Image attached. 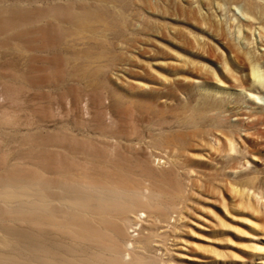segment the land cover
I'll list each match as a JSON object with an SVG mask.
<instances>
[{
	"label": "rangeland",
	"instance_id": "obj_1",
	"mask_svg": "<svg viewBox=\"0 0 264 264\" xmlns=\"http://www.w3.org/2000/svg\"><path fill=\"white\" fill-rule=\"evenodd\" d=\"M6 232L23 264H264V0H0Z\"/></svg>",
	"mask_w": 264,
	"mask_h": 264
},
{
	"label": "bare ground",
	"instance_id": "obj_2",
	"mask_svg": "<svg viewBox=\"0 0 264 264\" xmlns=\"http://www.w3.org/2000/svg\"><path fill=\"white\" fill-rule=\"evenodd\" d=\"M37 204H39V206L36 207L35 211L36 212L39 211V212L44 213L45 212V209H46L44 207L45 206V203L39 202ZM5 229L6 228H4V230ZM8 233L9 232H6V234H3V235L0 234V248L3 251V254H0V264H23L21 262V260L18 258V255H17V251H18V249L21 248L22 245L20 243L17 244L16 242H13V241L9 240L8 237H7ZM39 233H37V236H38L37 238H38V240H42V238L40 237ZM11 235H12V233H11ZM33 239H34V241L37 240L36 238H33ZM43 242H45V241L43 240ZM86 244H89L90 247L94 248V250L96 249V246H98V245H96L95 242L94 243L93 242H90V243H86ZM28 245H29V247L32 248V250H34V253H36L37 255H41V254L44 255V257L42 258V260L44 261L45 264H55L53 262V259L49 256V254L52 251H51V249L48 246H45V244H39L38 242H34V243L28 244ZM5 252L7 254H5ZM94 254H96L95 256L98 259V257H97L98 256L97 255L98 253L97 252H94ZM63 264H74V262H72L70 260H67V261H64Z\"/></svg>",
	"mask_w": 264,
	"mask_h": 264
}]
</instances>
